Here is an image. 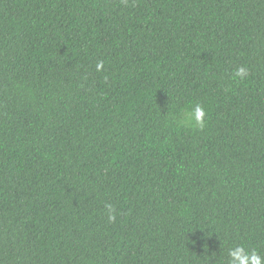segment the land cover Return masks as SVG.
Here are the masks:
<instances>
[{
  "label": "trees",
  "instance_id": "obj_1",
  "mask_svg": "<svg viewBox=\"0 0 264 264\" xmlns=\"http://www.w3.org/2000/svg\"><path fill=\"white\" fill-rule=\"evenodd\" d=\"M238 245L264 257V0H0V264Z\"/></svg>",
  "mask_w": 264,
  "mask_h": 264
},
{
  "label": "clouds",
  "instance_id": "obj_2",
  "mask_svg": "<svg viewBox=\"0 0 264 264\" xmlns=\"http://www.w3.org/2000/svg\"><path fill=\"white\" fill-rule=\"evenodd\" d=\"M97 70L103 68V61H100L96 65ZM247 74V70L244 67H240L236 71V76L243 77ZM206 110L200 103H196L188 111L184 118L179 122L180 126L191 125L194 127L203 128L206 122ZM110 207V206H109ZM110 220L114 217L110 216ZM229 262L228 264H264V257H262L255 250L249 251L243 245H238L230 248L228 251Z\"/></svg>",
  "mask_w": 264,
  "mask_h": 264
}]
</instances>
